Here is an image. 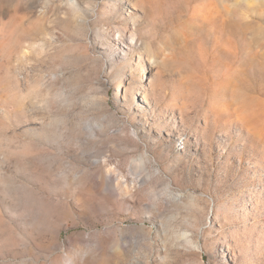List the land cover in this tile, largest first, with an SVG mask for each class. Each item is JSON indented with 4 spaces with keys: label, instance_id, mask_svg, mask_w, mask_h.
<instances>
[{
    "label": "rangeland",
    "instance_id": "1",
    "mask_svg": "<svg viewBox=\"0 0 264 264\" xmlns=\"http://www.w3.org/2000/svg\"><path fill=\"white\" fill-rule=\"evenodd\" d=\"M0 264H264V0H0Z\"/></svg>",
    "mask_w": 264,
    "mask_h": 264
},
{
    "label": "bare ground",
    "instance_id": "2",
    "mask_svg": "<svg viewBox=\"0 0 264 264\" xmlns=\"http://www.w3.org/2000/svg\"><path fill=\"white\" fill-rule=\"evenodd\" d=\"M136 31L133 33V35H135ZM143 96L145 97V95L143 94Z\"/></svg>",
    "mask_w": 264,
    "mask_h": 264
}]
</instances>
